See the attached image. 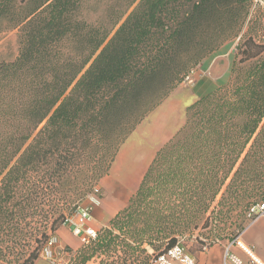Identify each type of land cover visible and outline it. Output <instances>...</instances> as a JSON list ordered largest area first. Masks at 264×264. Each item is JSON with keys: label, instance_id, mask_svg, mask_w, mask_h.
Wrapping results in <instances>:
<instances>
[{"label": "trees", "instance_id": "16d2710c", "mask_svg": "<svg viewBox=\"0 0 264 264\" xmlns=\"http://www.w3.org/2000/svg\"><path fill=\"white\" fill-rule=\"evenodd\" d=\"M84 4L0 0L18 44L0 61V264H33L95 192L152 99L138 89L148 73L164 98L247 25L227 81L186 107L127 205L87 245L65 248L66 264H149L177 235L221 222L216 241L233 240L248 223L232 229L233 211L246 215L264 197V36L250 32L262 21L248 19L263 9L252 0H121L90 21Z\"/></svg>", "mask_w": 264, "mask_h": 264}, {"label": "crops", "instance_id": "0c3cea01", "mask_svg": "<svg viewBox=\"0 0 264 264\" xmlns=\"http://www.w3.org/2000/svg\"><path fill=\"white\" fill-rule=\"evenodd\" d=\"M229 66L227 53H220L211 61L203 62L193 72L191 82L180 83L135 125L119 146L108 173L100 179L96 187L97 192L102 191L101 196L96 195L98 204L91 210V226L96 229L105 226L119 209L127 205L156 151L183 125L186 107L221 85V79ZM260 219L263 217L248 224L239 238L264 260V224L254 228ZM54 237L55 250L62 255L68 252L65 248L74 252L81 246L78 236L74 235L66 224L55 230ZM225 243L209 246L197 256L196 264H223ZM232 251L242 258L244 264H249L248 259L236 246H232ZM33 264L53 263L41 252Z\"/></svg>", "mask_w": 264, "mask_h": 264}, {"label": "rangeland", "instance_id": "374dc122", "mask_svg": "<svg viewBox=\"0 0 264 264\" xmlns=\"http://www.w3.org/2000/svg\"><path fill=\"white\" fill-rule=\"evenodd\" d=\"M120 1L121 0H98V2H96L95 0H85L84 9H83V13L82 14L87 20L93 21V20L101 17V15H102V12H101L102 4H108V3L109 4H113L115 2H120ZM35 4H36V2L32 1L29 4V6H27V8H31ZM249 18H251L252 20L256 18L259 21H262L261 27L257 25L255 27H253L250 32H253L256 38L263 39V38H261V36H264V11L259 9V8L251 10L249 12V14H248V19ZM250 25L253 26L254 24L251 23V21H250ZM247 27L248 26L245 25L243 27V29H242V32H240V34H242L243 32H246L247 31ZM207 32H212V30H208ZM239 35L238 36H232V34H230L227 37V39L223 40L214 50H212L210 53H208V55H206L194 67L193 71L195 72L196 68L200 67L201 64H203V62L211 61V59L214 56H216V55H218L220 53H227V58L229 59V65L230 66H229V69L226 72L225 76L223 77V79H221V83L220 84L225 83L227 81V79H228L230 67H231L232 61H233L234 56H235V47H236V44H237V42L239 40ZM216 42H217V40L214 41L215 44H216ZM17 53H18L17 28H14L12 23L8 22L6 18L0 17V61L13 60L16 57ZM157 83H158L157 76L154 73H148L146 75L144 81L142 82V85H140L139 88H138V89L141 88L140 91L143 92L145 100H147L149 98L154 99V100L151 99L150 103H146L147 105L145 107L143 106V108H138L139 109V113H143L142 114L143 115L142 118H144L146 115H148L149 112H151V110H153V108L163 99V97H161V96H160V98H158L159 96L157 97V95L159 93V91H157V89L155 88V84H157ZM181 83L185 84V82H181ZM153 92H154V94H153ZM138 109L135 110V111H138ZM131 115H132V113H131ZM134 117H131V118H134ZM100 179L95 184V187H98V185L100 183ZM101 191H99V192H94L93 191L92 193L89 192L77 204V207L78 206H80V207L81 206H88L92 210V207L95 204H98L96 202V199H97L96 195L97 196H101ZM121 209H119V210H121ZM74 212L75 211H73V213ZM237 212L238 211L235 210V211H233V214H232V216H233V218L231 219L232 220V224H230L232 229L236 228V225H234V224H236L237 222H241V221L247 220V222H248L247 225L253 223V221H251V220L249 221L248 220V218L245 215V212L241 213L240 215H238ZM34 220L40 226V222L43 221L42 212H40L39 215H36ZM263 221H264V218L260 219L254 225V228L255 227L257 228L258 226H262L264 224ZM108 223L105 226H107ZM227 224H228V222H227ZM103 227L104 226L99 227L98 230L103 228ZM40 228H42V227H40ZM224 228H225V225H224L223 222H221L219 224H210L207 227L198 226L196 229H193L191 231H187V232H185L182 235H177V239H179L181 241V243L187 248L189 253L192 254L195 257V259H196L197 256L201 254V252H204L203 250H201V242L203 240L209 241V242H211V245L219 243V242L216 241L217 239H215L213 234H215V231H221ZM226 241H228L227 238H224L223 242H226ZM80 247H78V248H80ZM148 250H149V252H152V250L149 247H148ZM43 251H45L44 247L42 248L41 252H43ZM71 256H72V254H69V255L65 254V255H63V258L68 262V259ZM245 258L247 259L246 256H245ZM87 264H93V262L90 261Z\"/></svg>", "mask_w": 264, "mask_h": 264}, {"label": "built area", "instance_id": "2783aa9c", "mask_svg": "<svg viewBox=\"0 0 264 264\" xmlns=\"http://www.w3.org/2000/svg\"><path fill=\"white\" fill-rule=\"evenodd\" d=\"M254 6H259L264 10V0H252ZM193 70L187 73L182 82L188 83L192 81ZM95 188V192H97ZM246 216L251 221L263 217L264 218V197L256 203L249 206ZM92 219L91 208L88 206L79 207L72 215L66 218L64 224L68 225L72 233L78 236L82 245H87L97 235V230L89 224ZM240 235V234H239ZM239 235L233 240L225 243V254L223 264H244L242 258L232 251V246H236L248 259L249 264H264L262 260L254 250L243 243ZM45 251H43L46 257L53 264H66L67 261L63 258V255L70 254L68 252L62 253L55 250V237L49 238L45 245ZM207 244L201 247V250L206 251ZM64 251V250H62ZM149 264H196L195 257L189 253L187 248L177 239L176 243L167 248L164 252L153 257Z\"/></svg>", "mask_w": 264, "mask_h": 264}, {"label": "bare ground", "instance_id": "6f19581e", "mask_svg": "<svg viewBox=\"0 0 264 264\" xmlns=\"http://www.w3.org/2000/svg\"><path fill=\"white\" fill-rule=\"evenodd\" d=\"M119 196H120V194H119ZM115 206V205H114Z\"/></svg>", "mask_w": 264, "mask_h": 264}]
</instances>
